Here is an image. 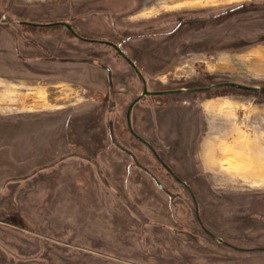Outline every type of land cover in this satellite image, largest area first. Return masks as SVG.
I'll use <instances>...</instances> for the list:
<instances>
[{
  "label": "rangeland",
  "instance_id": "obj_1",
  "mask_svg": "<svg viewBox=\"0 0 264 264\" xmlns=\"http://www.w3.org/2000/svg\"><path fill=\"white\" fill-rule=\"evenodd\" d=\"M76 14L149 91H263L144 97L132 125L146 145L126 123L144 84L114 48L95 45V65L27 63L57 34L21 26ZM228 90L264 102V0H0V264H264V188H199L173 139L142 121L151 106L182 111Z\"/></svg>",
  "mask_w": 264,
  "mask_h": 264
},
{
  "label": "crops",
  "instance_id": "obj_2",
  "mask_svg": "<svg viewBox=\"0 0 264 264\" xmlns=\"http://www.w3.org/2000/svg\"><path fill=\"white\" fill-rule=\"evenodd\" d=\"M228 91L189 100L182 111L179 106H149L150 115L142 121L151 123L148 130L173 139L166 148L180 154L189 180L199 188L219 193L264 188V102ZM91 111L86 106L79 115L94 121Z\"/></svg>",
  "mask_w": 264,
  "mask_h": 264
},
{
  "label": "flooded vegetation",
  "instance_id": "obj_3",
  "mask_svg": "<svg viewBox=\"0 0 264 264\" xmlns=\"http://www.w3.org/2000/svg\"><path fill=\"white\" fill-rule=\"evenodd\" d=\"M87 14H88V12H87ZM82 15L83 14H76L72 20L73 22L69 21L68 19H61V20H58L55 22H52V21L46 22V23L33 22V23H28L26 25H22L21 27L31 28L34 30H40L41 32H42V30H44L43 32H45V34H48L47 35L48 38H53V35H52L53 33L57 34L56 35V37H57L56 42L50 41L51 46L50 47L45 46L47 48L39 47V51L41 54L39 56H33V57L27 56L28 57L27 63H30V64L57 63V64H81V65L93 64V65H95V64L99 63L100 58L95 56L94 46L97 44H103V45H107V46L114 48L116 50V52H118V54H120V56L123 57L130 64V66H132V68L136 71V73L139 75V70H136L137 67L135 68L128 61V59H127L128 57L126 58L119 51V50H121L120 46L109 41L107 38L97 37L98 34H100V33L103 34L104 31L101 32V31H96L95 29H91L92 24L95 22L94 19L90 18V16H87V17L83 16L82 17ZM30 32H34V31H30ZM64 40L66 41L65 43H67V48L64 47L66 45L63 43ZM76 43L81 44L82 46H85V47H91V49L88 50L87 56H84V55L83 56H80V55L74 56V55L69 54V53H72L76 50L75 49L73 50V48L68 46V45L74 46V45H76ZM104 68L109 73V76H111V70L109 69V67L105 66ZM110 80H111V78H110ZM142 82H143V80H142ZM105 92H107L108 95H111L112 91H111V89H107ZM132 113H133V110H132ZM126 123H127V119H126ZM115 144H116V142H115ZM175 179L180 184H182L181 180L177 176H175ZM158 185L161 188V184H158ZM188 191H189L190 195L192 196L193 192L190 190H188ZM192 198L195 200V198L193 196H192ZM206 233L208 235L212 236L213 238L218 239L221 243H223L222 239L216 238V236H213V234L211 232H209L208 230ZM227 245H229V244H227ZM247 251H249V250H247Z\"/></svg>",
  "mask_w": 264,
  "mask_h": 264
},
{
  "label": "water",
  "instance_id": "obj_4",
  "mask_svg": "<svg viewBox=\"0 0 264 264\" xmlns=\"http://www.w3.org/2000/svg\"><path fill=\"white\" fill-rule=\"evenodd\" d=\"M24 23H28V22H24ZM119 51L121 52V54L123 56H125L127 58V56L125 55L124 52H122L121 50H119ZM127 59L136 68L135 64L129 58H127ZM136 70H138V69L136 68ZM139 75H140V77L143 80L144 89H143V92L141 93V95L138 96L137 98H135L131 102V104L129 105L127 113H126V119H127V125H128V129H129L130 133L135 138H137L138 140L144 142L147 145H149L150 143L148 141H146L143 137H141L138 133L135 132V130L133 128V125H132V116H131L134 106L141 99H143L144 97H147V96H161V95H165V94H168V93H186V92H190L191 93V92H197V91H207V90L216 89V88H219V87H233V88H239V89H243V90H250V91H253V92H262L263 91L260 87H249V86L237 84V83H234V82L219 83V84L212 85L210 87L197 88V89H179V90H171V91H149L148 88H147V82H146L145 78L143 77V75L140 72H139ZM181 182H182V185H184L188 190L191 191L189 185L186 182H184V181H181Z\"/></svg>",
  "mask_w": 264,
  "mask_h": 264
},
{
  "label": "trees",
  "instance_id": "obj_5",
  "mask_svg": "<svg viewBox=\"0 0 264 264\" xmlns=\"http://www.w3.org/2000/svg\"><path fill=\"white\" fill-rule=\"evenodd\" d=\"M231 88H233V87H231ZM233 89L243 90V89H239V88H233ZM243 91L249 92L250 90H243Z\"/></svg>",
  "mask_w": 264,
  "mask_h": 264
},
{
  "label": "bare ground",
  "instance_id": "obj_6",
  "mask_svg": "<svg viewBox=\"0 0 264 264\" xmlns=\"http://www.w3.org/2000/svg\"><path fill=\"white\" fill-rule=\"evenodd\" d=\"M31 100H33V99H31Z\"/></svg>",
  "mask_w": 264,
  "mask_h": 264
}]
</instances>
